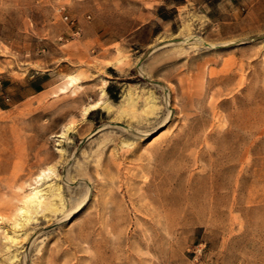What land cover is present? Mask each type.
I'll return each instance as SVG.
<instances>
[{
    "label": "rangeland",
    "instance_id": "obj_1",
    "mask_svg": "<svg viewBox=\"0 0 264 264\" xmlns=\"http://www.w3.org/2000/svg\"><path fill=\"white\" fill-rule=\"evenodd\" d=\"M35 72L0 102V264H264V0H0V78Z\"/></svg>",
    "mask_w": 264,
    "mask_h": 264
},
{
    "label": "bare ground",
    "instance_id": "obj_2",
    "mask_svg": "<svg viewBox=\"0 0 264 264\" xmlns=\"http://www.w3.org/2000/svg\"><path fill=\"white\" fill-rule=\"evenodd\" d=\"M183 43L190 44L193 46L206 44L202 38L196 37L193 35H187V36L183 37L182 39H179V41L173 42V44H175V45H177V44L182 45ZM162 45H164V44H162ZM209 45H211V44H209ZM176 50L178 51V48ZM183 50H184V47H183ZM172 54H173V51H172ZM128 63H129V61L127 58H119V59H117V62H115L113 64L115 65L114 67H118L120 70H123V69H125V67ZM111 66H112V64H111ZM141 72L143 73V70ZM68 79H69L68 85H70L73 81H75V78L73 75H70L68 77ZM181 87L183 88V85ZM166 90H167V88L166 89L163 88V92H164V96H163L164 99L163 100L165 101V103L172 100L171 93H169V92L167 93ZM131 92L132 91H131V87H130V88H128V90L126 91V94L124 95V97L122 99V105L118 109H115L114 105L111 104L109 101L102 100L106 96V90L104 88H102L101 89L102 97L100 98V100H97V101L91 103L90 105L86 106L84 108V111H82L83 115L86 116V114H88L91 110L98 108L99 106L103 105L108 110V112L110 113V116H113L115 118H121L123 116V114L125 112H127L129 106L135 105L138 101H140L139 99L141 97H143V96H137L135 98V97H133ZM148 92H149L148 95L144 98L146 105L151 109H160L158 107V100H157V96L155 95V93L153 91H148ZM173 93H176V92H173ZM160 122H161V120H160ZM121 131L129 134L127 131H131V128L127 127V128L122 129ZM46 176H47L46 173H42L39 175V178L43 179ZM57 199H59L60 201L64 200L63 193L61 190V185L50 184L48 187H46V190H44V188H40V187H33L31 192L24 197L23 204L18 206L17 215L19 214V215H21V217L22 216L25 217L24 221H27V220L31 219L34 216V214H36L38 212H43V211H48V210H52V211L56 210L55 207H57V201H55V200H57ZM20 223H22V221L16 222V224H20ZM8 238L13 239L14 238L13 234L12 235L8 234Z\"/></svg>",
    "mask_w": 264,
    "mask_h": 264
},
{
    "label": "crops",
    "instance_id": "obj_3",
    "mask_svg": "<svg viewBox=\"0 0 264 264\" xmlns=\"http://www.w3.org/2000/svg\"><path fill=\"white\" fill-rule=\"evenodd\" d=\"M49 79L43 72H35L25 77L0 78V102L8 100L13 104H21L37 93L44 91Z\"/></svg>",
    "mask_w": 264,
    "mask_h": 264
},
{
    "label": "built area",
    "instance_id": "obj_4",
    "mask_svg": "<svg viewBox=\"0 0 264 264\" xmlns=\"http://www.w3.org/2000/svg\"><path fill=\"white\" fill-rule=\"evenodd\" d=\"M59 11L62 13L64 20L71 24H74V20L68 14H65L64 8H60Z\"/></svg>",
    "mask_w": 264,
    "mask_h": 264
}]
</instances>
